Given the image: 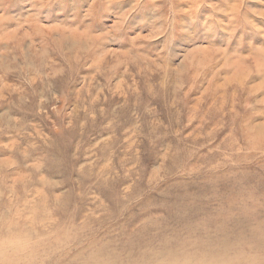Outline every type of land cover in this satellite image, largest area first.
Returning <instances> with one entry per match:
<instances>
[{
	"label": "rangeland",
	"instance_id": "1",
	"mask_svg": "<svg viewBox=\"0 0 264 264\" xmlns=\"http://www.w3.org/2000/svg\"><path fill=\"white\" fill-rule=\"evenodd\" d=\"M264 264V0H0V264Z\"/></svg>",
	"mask_w": 264,
	"mask_h": 264
},
{
	"label": "bare ground",
	"instance_id": "2",
	"mask_svg": "<svg viewBox=\"0 0 264 264\" xmlns=\"http://www.w3.org/2000/svg\"><path fill=\"white\" fill-rule=\"evenodd\" d=\"M199 264H205V263H199ZM211 264H213V263H211Z\"/></svg>",
	"mask_w": 264,
	"mask_h": 264
}]
</instances>
